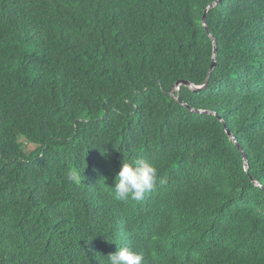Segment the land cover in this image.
Segmentation results:
<instances>
[{"label": "trees", "instance_id": "1", "mask_svg": "<svg viewBox=\"0 0 264 264\" xmlns=\"http://www.w3.org/2000/svg\"><path fill=\"white\" fill-rule=\"evenodd\" d=\"M215 1L0 0V264H264V0L208 13L211 74Z\"/></svg>", "mask_w": 264, "mask_h": 264}, {"label": "clouds", "instance_id": "2", "mask_svg": "<svg viewBox=\"0 0 264 264\" xmlns=\"http://www.w3.org/2000/svg\"><path fill=\"white\" fill-rule=\"evenodd\" d=\"M159 169L146 160L139 159L131 162H123L122 167L116 177L114 187L115 198L126 201L129 198L140 201L145 193L154 189ZM69 180L79 183V173L73 170L69 174ZM118 247L115 254H109L108 264H142L143 256L140 253L129 249V244Z\"/></svg>", "mask_w": 264, "mask_h": 264}, {"label": "water", "instance_id": "3", "mask_svg": "<svg viewBox=\"0 0 264 264\" xmlns=\"http://www.w3.org/2000/svg\"><path fill=\"white\" fill-rule=\"evenodd\" d=\"M222 1H223V0H216L215 2L211 3V4L208 6V8H207V10H206V12H205V15H204V26H205V28L208 30V32H209L211 38L213 39V41H214V47H215V49H214V56H213L214 62H213V64H212L211 71H210L211 74H212L213 70L215 69V67H216V65H217L218 43H217L216 37L212 34V32H211L210 29H209L208 21H207V16H208V13H209L213 8H215L216 6H218ZM211 74L209 75V78H208L206 84L209 83ZM184 84H187V85L191 86L194 90H201L202 88H204V87L206 86V85H203V86H197V85H195V84H193V83H191V82H189V81L182 80V81H179V82L177 83V87H178V89L180 90V89H181V86L184 85ZM180 99H181V98H180ZM182 103H184V102L182 101ZM184 104H185V103H184ZM187 106H188V105H187ZM188 107H189L190 109H192L193 111H197V112H199V113H204V112H206V113H211V111L196 110V109H194V108H191L190 106H188ZM229 133H230V135L232 136V138L235 140V142L237 143V145L239 146L240 150L243 152L244 156L246 157V153L244 152V149H243V148L241 147V145L239 144L238 139H237V138H236V137H235L230 131H229ZM246 159H247V157H246ZM248 169H249V164H248V161H246V170H248Z\"/></svg>", "mask_w": 264, "mask_h": 264}]
</instances>
